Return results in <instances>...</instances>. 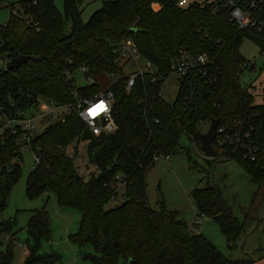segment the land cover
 Instances as JSON below:
<instances>
[{
	"label": "trees",
	"instance_id": "obj_1",
	"mask_svg": "<svg viewBox=\"0 0 264 264\" xmlns=\"http://www.w3.org/2000/svg\"><path fill=\"white\" fill-rule=\"evenodd\" d=\"M178 1L102 0L84 22L82 0H64L62 12L54 0H23L17 7L9 5L10 17L0 23V60L32 57L13 70L0 68V92L19 107H29L39 97L71 103L83 67L96 79L99 73L119 75L111 43L128 37L158 74L155 81L147 75L138 78L129 92L124 77L111 84L115 132L92 135L70 114L63 122L49 124L33 140L38 161L26 177V195L54 193L59 205L80 214L69 238L79 248L91 246L92 253H81L91 264L129 260L130 264H253L250 259L226 258L204 235L188 228L177 210L161 206L156 211L147 204L148 167L180 148L182 134L198 142L200 125L212 119H218L219 125L241 120L252 126L251 139L259 146L255 161L237 152L219 156L236 160L253 182L264 183V89L262 101L255 103L250 86L240 80L243 70L253 71L255 64L239 52L243 39L249 38L264 57V5L255 12L262 22L256 30L239 29L216 0L184 6ZM181 51L204 54L207 62L179 80L174 99L168 100L162 92L164 80ZM244 63L249 64L244 67ZM77 89L81 95H92L100 86L97 81ZM74 138L87 142L85 168L92 165L96 170L87 179L78 173L75 155L66 151ZM18 148L13 136H5L0 144V212L21 176L20 164L13 162L21 159ZM119 190L123 199L108 206L118 199ZM190 195L198 215L211 217L232 247L242 227L230 209L225 215L217 211L214 188L196 187ZM13 226L10 219L0 217V246L11 236L0 248V264L12 262ZM25 228L28 253L23 264H59L55 252H40L41 243L51 237L44 208L32 211Z\"/></svg>",
	"mask_w": 264,
	"mask_h": 264
},
{
	"label": "rangeland",
	"instance_id": "obj_2",
	"mask_svg": "<svg viewBox=\"0 0 264 264\" xmlns=\"http://www.w3.org/2000/svg\"><path fill=\"white\" fill-rule=\"evenodd\" d=\"M23 0H0V23H5L10 17V7H17ZM202 0H188V2H200ZM213 1V0H208ZM64 0H54L56 8L63 11ZM102 0H82L79 5L82 21H87L93 11L101 6ZM13 6V7H14ZM158 9L157 5H154ZM20 12V11H19ZM239 52L241 55L255 64V69H244L240 77L243 85L250 86L254 94V102L262 101L264 89V57L259 52L256 44L249 38H244ZM143 64V61H141ZM0 68H5V63H0ZM124 73L132 69L125 65ZM118 75L99 73L97 81L100 89H105L118 79ZM174 77L167 78L163 92L167 99L175 96L172 90ZM76 83L84 85L87 80L78 73ZM39 109L47 107V99L39 97ZM47 100V101H46ZM210 123L201 124L200 131L205 133ZM75 126H77L75 124ZM79 129V127H78ZM180 148L170 153L168 157L159 156L157 161L146 171V196L147 204L153 210H159L162 206L166 210H177L180 217L186 222L188 228L196 233L204 235L226 258L231 260L250 259L253 264H264V183L257 184L252 181L248 173L236 160H222L221 150L214 143L213 149L218 156L205 157L201 152L198 142L182 134ZM87 142L74 138L67 146L66 151L75 155L74 164L78 173L87 179L90 172H95V167L87 165ZM21 159L14 158L21 166V176L10 190L7 204L0 212L2 219H10L13 223L12 243L13 258L11 264H23L28 253L27 231L25 225L33 210L44 208L50 218L51 237L41 243L40 252L53 251L60 257L59 264H91L84 260L81 253H92L90 245L79 248L72 242L69 235L76 230L80 214L71 207L58 204L56 196L51 192H43L36 197L29 198L25 192V181L28 173L34 166V153L30 149L19 148ZM76 153V154H74ZM211 186L218 190L220 198L230 209L231 215L241 225L242 229L233 246L226 241L219 225L207 216L200 217L197 213L190 192L196 187ZM162 198L157 202V197ZM123 199L122 190L116 201H110L108 206L119 203ZM200 217L201 221L194 224ZM11 236L7 235L0 248L4 249ZM19 242L24 244L20 246Z\"/></svg>",
	"mask_w": 264,
	"mask_h": 264
},
{
	"label": "built area",
	"instance_id": "obj_3",
	"mask_svg": "<svg viewBox=\"0 0 264 264\" xmlns=\"http://www.w3.org/2000/svg\"><path fill=\"white\" fill-rule=\"evenodd\" d=\"M216 1L228 10L230 19L239 29H261L262 22L259 21L255 12L263 7L264 0ZM187 3L188 0L178 1L179 6H184ZM111 46L112 51L117 55V66L121 70L118 76L124 77L126 92L131 91L137 79H142L144 75L149 76L151 81H155L158 77L152 63L139 53L137 44L131 37L124 38L118 43L112 42ZM7 61V59L0 60V63L6 65ZM141 61H143V64H141ZM206 62L207 56L204 54L181 51L179 56L170 64L169 75L165 78L164 85H167V78L173 76L175 80L171 88L176 94L179 80L187 77L191 70L201 69ZM248 64L244 63L242 66L245 67ZM125 65H128L132 70L124 73L123 67ZM81 73L87 80L84 85L90 86L97 83L95 76L88 74L86 68H81ZM78 86L80 85L76 84L73 91H71L73 97L71 103L61 105L46 100L47 107L44 109H39V100L29 107H19L14 100L4 99L0 92V144L3 143L5 136H13L16 138L19 148L23 147L33 151L34 162H37L38 158L35 156V148L33 147L34 138L49 124L63 122L70 114H74L92 135L97 136L115 132L117 124L113 116L114 93L110 89L111 85L105 89H99L98 92L92 95H81L77 89ZM174 97L171 98L169 94L168 100H172ZM251 130L252 126L248 123L244 125L241 120L228 125L218 124L213 143L220 148L221 152H227L228 154L237 152L244 159L253 162L257 158L259 146L251 139ZM164 157L167 158L168 156ZM200 221L199 217L193 223L198 224ZM19 245L24 246L20 242Z\"/></svg>",
	"mask_w": 264,
	"mask_h": 264
},
{
	"label": "water",
	"instance_id": "obj_4",
	"mask_svg": "<svg viewBox=\"0 0 264 264\" xmlns=\"http://www.w3.org/2000/svg\"><path fill=\"white\" fill-rule=\"evenodd\" d=\"M30 58L32 57L27 56V55H20L18 57L10 58L6 62L5 70L10 71L15 68H18L22 63L26 62ZM218 124H219L218 119L210 120V124H209L207 131L205 133H199L197 136L199 148L205 157L214 158L217 156V152L213 149L212 144L215 139V132H216ZM214 190H215L214 202H215L216 209L220 214L225 215L229 212V207L221 200L218 190L215 188ZM161 200L162 198L158 196L157 202H161ZM127 264H130V260L127 262Z\"/></svg>",
	"mask_w": 264,
	"mask_h": 264
}]
</instances>
